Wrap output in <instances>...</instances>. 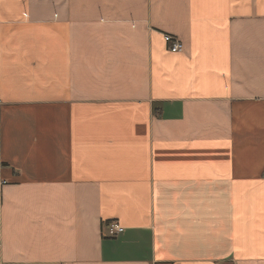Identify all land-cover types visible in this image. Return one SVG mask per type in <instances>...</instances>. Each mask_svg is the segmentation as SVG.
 I'll list each match as a JSON object with an SVG mask.
<instances>
[{"label":"crops","instance_id":"0c3cea01","mask_svg":"<svg viewBox=\"0 0 264 264\" xmlns=\"http://www.w3.org/2000/svg\"><path fill=\"white\" fill-rule=\"evenodd\" d=\"M0 264H264V0H0Z\"/></svg>","mask_w":264,"mask_h":264},{"label":"built area","instance_id":"2783aa9c","mask_svg":"<svg viewBox=\"0 0 264 264\" xmlns=\"http://www.w3.org/2000/svg\"><path fill=\"white\" fill-rule=\"evenodd\" d=\"M166 39H167V41H169L171 43L170 44V50L172 52H181L183 50V45L177 37L172 36V35H167ZM123 229L124 228L122 226H119L117 224H111L109 226V233L111 235H115V234H118L119 232L123 231Z\"/></svg>","mask_w":264,"mask_h":264}]
</instances>
